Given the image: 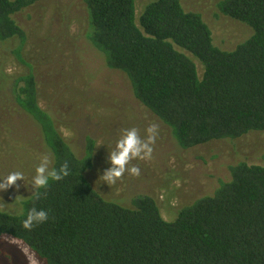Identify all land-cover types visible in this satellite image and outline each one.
<instances>
[{
	"label": "trees",
	"instance_id": "trees-1",
	"mask_svg": "<svg viewBox=\"0 0 264 264\" xmlns=\"http://www.w3.org/2000/svg\"><path fill=\"white\" fill-rule=\"evenodd\" d=\"M39 0H0V41L25 43L13 16ZM89 40L108 68L124 73L137 100L167 125L183 149L264 132V0H224L220 10L253 29L234 50L214 44L201 14L180 0H84ZM195 61L201 63L200 76ZM18 103L39 125L57 171L69 175L38 188L20 215L0 211V237L24 243L48 264H264V163L230 167L231 179L166 221L157 202L133 207L105 199L86 178L94 141L76 156L38 102L33 74L21 79ZM48 218L23 227L29 209Z\"/></svg>",
	"mask_w": 264,
	"mask_h": 264
},
{
	"label": "rangeland",
	"instance_id": "rangeland-1",
	"mask_svg": "<svg viewBox=\"0 0 264 264\" xmlns=\"http://www.w3.org/2000/svg\"><path fill=\"white\" fill-rule=\"evenodd\" d=\"M180 1L186 11L202 15L222 50H234L253 35L250 26L221 12L224 0ZM150 2L136 0L138 16ZM13 18L27 39L0 41V177L20 171L24 180L0 192L1 212L22 214L24 202L38 190L34 179L42 158H49V170L53 167L39 125L18 103L21 79L28 74L36 77L39 106L76 156L84 157L89 141L95 142L88 182L105 199L124 207L148 196L166 221H174L179 210L214 195L221 182L229 181L232 165L264 163V132L181 148L172 130L137 100L128 77L108 68L104 54L90 42L91 20L84 0H39ZM195 62L202 76V65ZM152 126L156 132L151 157L129 160L128 167L139 168V175L125 172L107 184L103 176L112 167L116 142L135 128L146 143ZM0 264L48 263L21 241L4 235Z\"/></svg>",
	"mask_w": 264,
	"mask_h": 264
},
{
	"label": "clouds",
	"instance_id": "clouds-1",
	"mask_svg": "<svg viewBox=\"0 0 264 264\" xmlns=\"http://www.w3.org/2000/svg\"><path fill=\"white\" fill-rule=\"evenodd\" d=\"M149 133L146 143H142L135 128H132L116 142L118 151H113L110 154V161L112 167L104 174V180L108 183H115L125 172L133 175H139L140 169L133 166L128 167L131 158L147 159L151 157V144L155 139V126L147 129ZM43 162L36 168V178L34 179V186L37 188H45L50 180H60L63 176L69 175L68 166H62L58 171L56 169L49 170V158L45 156L42 158ZM17 180H24V175L20 171L9 173L6 177H0V192H6L9 188L16 184ZM18 197V196H17ZM15 197V201H17ZM14 201V202H15ZM48 215L44 210L37 211L35 208L29 209L26 217L23 220V227L25 229H32L35 225L43 223L47 220Z\"/></svg>",
	"mask_w": 264,
	"mask_h": 264
}]
</instances>
